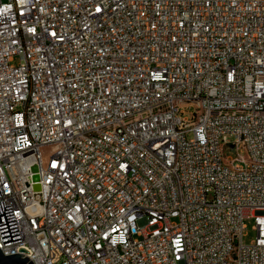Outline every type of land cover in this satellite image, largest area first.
Here are the masks:
<instances>
[{
	"label": "built area",
	"instance_id": "built-area-1",
	"mask_svg": "<svg viewBox=\"0 0 264 264\" xmlns=\"http://www.w3.org/2000/svg\"><path fill=\"white\" fill-rule=\"evenodd\" d=\"M0 189L33 264H264V0H0Z\"/></svg>",
	"mask_w": 264,
	"mask_h": 264
},
{
	"label": "water",
	"instance_id": "water-1",
	"mask_svg": "<svg viewBox=\"0 0 264 264\" xmlns=\"http://www.w3.org/2000/svg\"><path fill=\"white\" fill-rule=\"evenodd\" d=\"M2 195L0 189V196ZM0 232L4 245L21 241L11 204L0 201ZM0 264H33L23 254L5 255L0 249Z\"/></svg>",
	"mask_w": 264,
	"mask_h": 264
},
{
	"label": "rangeland",
	"instance_id": "rangeland-1",
	"mask_svg": "<svg viewBox=\"0 0 264 264\" xmlns=\"http://www.w3.org/2000/svg\"><path fill=\"white\" fill-rule=\"evenodd\" d=\"M187 110L188 111H186L183 116H190L191 112L193 111V109H187ZM229 140L232 139L229 138ZM227 156L236 157L237 153L233 151L227 152ZM254 223H255L254 219H245L244 221V225H245V230L243 231L244 244H250L256 237V231L254 230Z\"/></svg>",
	"mask_w": 264,
	"mask_h": 264
}]
</instances>
